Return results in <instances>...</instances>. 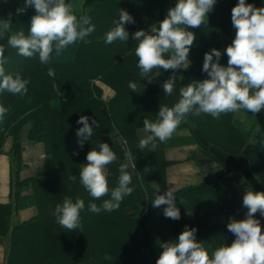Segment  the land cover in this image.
<instances>
[{"label":"trees","instance_id":"obj_1","mask_svg":"<svg viewBox=\"0 0 264 264\" xmlns=\"http://www.w3.org/2000/svg\"><path fill=\"white\" fill-rule=\"evenodd\" d=\"M176 2L103 0L99 6L85 7L76 15L95 16V31L70 46L61 58L53 54L47 65L39 61L38 55L25 58L7 44L10 35L21 30L25 34L29 32L31 18L36 14L34 7L17 14L21 8L19 0L3 2L5 12L0 16V27L3 21L12 22L0 38L7 60L6 73L19 71L30 81L24 96L0 93V104L9 108L0 122V155L7 152L11 164L12 201L0 203V241H7L6 264H156L163 251L161 244L178 239L185 226L197 229L196 239L209 254L234 241L223 225L213 221L214 214L221 209V182L229 173L173 191L181 214L179 220L164 216L166 206H152L156 195L152 182L160 184L158 194L168 190L167 169L175 160L168 159L166 153L172 147L197 144L208 157L223 164L217 154L240 155L250 142L251 171L264 181V109L255 117L241 110L245 114L243 120L237 113L222 114L219 119L189 114L167 143L157 141L154 152L138 148L139 141L150 135L144 131L143 119L155 121L160 105L171 107L178 101L181 87L208 78L202 71L206 52L213 48L221 50L220 63L227 66L228 57L223 49L235 37L231 10L238 0H216L205 23L188 29L196 37L189 55L191 65L186 70H177L175 90L171 96H165L162 84L172 72L161 70L150 84L142 80L136 66L138 42L133 34L158 25ZM246 3L264 7V0H246ZM119 9L134 18V23L125 25L129 39L106 44L105 34L114 27L113 21L118 20ZM49 68L54 69L55 77L48 75ZM130 82L137 83V92L131 91ZM53 83L58 90L53 89ZM104 85L114 92L109 99L104 97ZM81 115L89 117L90 124L95 118L100 125L94 128L82 149L76 135L83 126L77 124ZM245 125H250L247 132L243 131ZM23 135L44 147L42 166L36 174L26 177L21 176L27 166L23 159ZM100 143H108L117 155V161L108 166L110 188L118 182L119 165L127 163L132 175L130 187L134 191L123 199L118 210L94 214L88 210L89 202L99 206L109 197L93 200L80 184L79 171L87 163V153L91 149L99 150ZM74 151L79 154L73 155ZM129 151L132 161L125 158ZM72 175L77 177L75 181L70 179ZM27 190L30 191L24 194ZM65 196L74 201L79 197L85 202L81 227L76 231L61 228L52 215L56 204L62 203ZM31 206L36 208L32 218L12 222L14 212Z\"/></svg>","mask_w":264,"mask_h":264},{"label":"clouds","instance_id":"obj_2","mask_svg":"<svg viewBox=\"0 0 264 264\" xmlns=\"http://www.w3.org/2000/svg\"><path fill=\"white\" fill-rule=\"evenodd\" d=\"M215 4L216 0H177L158 25H152L149 31L138 30L133 34V39L138 42L135 47L136 66L142 80L150 84L161 70L171 71L172 75L162 87L165 96L172 95L177 80L175 73L191 65L189 55L196 37L188 29L201 27ZM26 7H34L36 12L31 18L29 32L25 34L21 30L10 35L7 44L25 58L38 55L42 64H49L53 54L57 59L61 58L70 46L95 31L92 18L86 13L77 17L68 0H25V7L18 8L17 14L23 13ZM231 20L236 31L231 44L223 49V54L228 57L227 66L220 63L221 50L213 48L206 52L202 71L208 78L193 80L181 87L178 101L171 107L160 105L155 121L143 119L144 131L150 135L139 141L140 150L148 148L149 152H154L158 147L157 141L167 143L189 114L195 117L205 114L219 119L222 114L244 110L255 117L264 109V7L258 8L246 3V0H238L231 10ZM134 22L131 14L119 9V18L113 21L114 27L105 34V43L126 42L129 32L125 25ZM11 23L10 19L3 21L0 38ZM4 53V47L0 46V93L24 96L30 81L23 78L19 71L6 73ZM48 75L55 77L54 69L49 68ZM52 87L58 90L55 83ZM129 88L137 92L138 85L130 82ZM8 112L9 108L0 104V122ZM89 119L81 115L77 120V124L83 125L76 131L77 144L81 149L85 141L92 137L94 128L100 127L95 118L91 119V124ZM113 128L118 134L119 130L114 125ZM249 130L250 125H245L243 131ZM78 154L73 152V155ZM125 158L132 161L131 151L125 153ZM86 161L79 171L80 184L93 200L109 197L103 199L99 206L89 202L88 210L94 214L118 210L123 199L134 191L130 187L132 175L128 164L119 165L118 182L110 188L108 166L117 161V155L109 144L100 143L99 150L91 149ZM132 167L135 169V162ZM70 179L75 181L77 177L72 175ZM152 187L156 193L152 206H166L164 216L179 220L181 214L173 190L168 189L161 195L158 194L160 184L152 182ZM243 207L247 209L244 219L229 217L227 230L235 236L230 246H220L209 254L203 243L196 239L197 229L185 226L178 239L161 244L163 251L156 264H264V230L260 220L255 218L257 212L264 217V192L247 190L243 196ZM84 208L83 199L77 197L74 201L65 196L62 203L56 204L52 215L61 228L76 231L81 227V211Z\"/></svg>","mask_w":264,"mask_h":264},{"label":"crops","instance_id":"obj_3","mask_svg":"<svg viewBox=\"0 0 264 264\" xmlns=\"http://www.w3.org/2000/svg\"><path fill=\"white\" fill-rule=\"evenodd\" d=\"M0 0V16L5 12L3 2ZM72 3L75 14L81 13L85 7L89 8L95 4L99 6L103 0H68ZM19 5L25 7V0H19ZM32 7H26L29 10ZM92 23H95L96 17H91ZM108 89V90H107ZM109 87L104 86L105 95L110 97L113 91ZM108 93V94H107ZM244 113L237 112V117L245 119ZM186 133V132H185ZM9 145L6 147V151ZM252 149V144L248 142L240 155H228L226 153L217 154L222 159V163L207 156L206 152L197 144H186L183 146L172 147L167 150V157L170 160H175L167 169L168 189L173 191L179 190L188 186H198L211 180L214 176H221L224 173H229L221 182V209L213 216L215 223L221 224L227 230L229 217L240 220L245 218L247 209L243 207V196L247 190L264 192V181L255 175L250 168L249 153ZM44 157V151L37 153L36 163ZM24 163L27 165L26 170H31L33 161L28 164L26 161V148L24 145L23 152ZM23 170V171H24ZM21 172L22 177L25 174ZM36 174V173H35ZM31 175V174H30ZM28 176V175H27ZM11 164L7 152L0 155V203H9L12 201L11 196ZM30 190L24 192L28 193ZM36 214L34 206L20 209L13 213L12 222L18 223L32 218ZM255 218L260 220L262 230H264V217L260 216L259 212L255 214ZM229 236H235L227 230ZM7 241H0V264H6Z\"/></svg>","mask_w":264,"mask_h":264},{"label":"rangeland","instance_id":"obj_4","mask_svg":"<svg viewBox=\"0 0 264 264\" xmlns=\"http://www.w3.org/2000/svg\"><path fill=\"white\" fill-rule=\"evenodd\" d=\"M105 86V85H104ZM106 87H108V86H106ZM110 88V87H109ZM111 89V88H110ZM108 90V89H107ZM112 90V89H111ZM111 90H109V91H111ZM113 91V90H112ZM114 93V92H113ZM108 94V93H107ZM104 97L106 98V99H109L110 98V96L109 95H105V93H104ZM243 116H245V115H243ZM22 142H23V145H25V148H26V158H27V162H28V164H30L32 161H33V159H35V157L37 158V153L38 152H42V150L44 151V147H43V144L42 143H34V142H32V141H30V140H27L26 138H25V136L23 135V137H22ZM42 157L38 160V165H37V163H36V159H35V161L32 163V165H31V167H32V169L31 170H24L23 171V174H25L24 176H29L30 174H32L33 172L35 173V172H37L36 170H38V168H40L41 166H42ZM22 176V175H21Z\"/></svg>","mask_w":264,"mask_h":264}]
</instances>
